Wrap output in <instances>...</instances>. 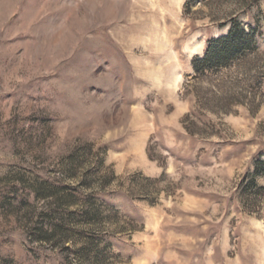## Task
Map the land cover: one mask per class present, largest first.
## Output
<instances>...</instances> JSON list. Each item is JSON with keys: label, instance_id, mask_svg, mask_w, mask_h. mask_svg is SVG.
Instances as JSON below:
<instances>
[{"label": "rangeland", "instance_id": "374dc122", "mask_svg": "<svg viewBox=\"0 0 264 264\" xmlns=\"http://www.w3.org/2000/svg\"><path fill=\"white\" fill-rule=\"evenodd\" d=\"M185 3L0 0V264H264V80L253 113L202 108L220 30Z\"/></svg>", "mask_w": 264, "mask_h": 264}, {"label": "trees", "instance_id": "16d2710c", "mask_svg": "<svg viewBox=\"0 0 264 264\" xmlns=\"http://www.w3.org/2000/svg\"><path fill=\"white\" fill-rule=\"evenodd\" d=\"M260 1L264 0H186L184 8L188 19L191 20L192 14H197L198 10H191L194 5L205 6L209 11L207 27L220 30L219 34L210 35L203 41L204 47L200 54L192 56L190 73L185 75L184 82L185 89L193 81L211 83L220 90L227 89L212 98L197 93L196 100L201 107L212 113H229L230 108L238 104L253 113L261 102L264 50L260 49L257 41L260 34L256 26L251 23L243 25L239 20V15L251 12V7ZM189 115L194 117L193 112ZM187 120L186 116L185 126ZM185 129L189 134H195L194 129L190 130L187 126ZM254 166L253 175L264 166V160H258ZM254 183L255 179L251 178L246 186L250 187Z\"/></svg>", "mask_w": 264, "mask_h": 264}, {"label": "bare ground", "instance_id": "6f19581e", "mask_svg": "<svg viewBox=\"0 0 264 264\" xmlns=\"http://www.w3.org/2000/svg\"><path fill=\"white\" fill-rule=\"evenodd\" d=\"M177 75V74H176ZM175 76V75H174Z\"/></svg>", "mask_w": 264, "mask_h": 264}]
</instances>
